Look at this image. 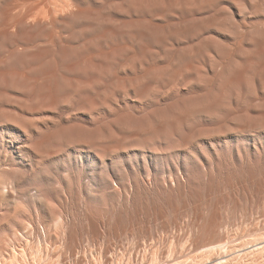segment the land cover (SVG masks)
<instances>
[{
  "label": "rangeland",
  "instance_id": "374dc122",
  "mask_svg": "<svg viewBox=\"0 0 264 264\" xmlns=\"http://www.w3.org/2000/svg\"><path fill=\"white\" fill-rule=\"evenodd\" d=\"M262 240L264 0H0V264Z\"/></svg>",
  "mask_w": 264,
  "mask_h": 264
},
{
  "label": "bare ground",
  "instance_id": "6f19581e",
  "mask_svg": "<svg viewBox=\"0 0 264 264\" xmlns=\"http://www.w3.org/2000/svg\"><path fill=\"white\" fill-rule=\"evenodd\" d=\"M263 239V238H262ZM260 242V241H259ZM260 243H264V240H262V242H260ZM258 245V244H257ZM260 246H261V244H260ZM262 247H264V246H261L260 248H262ZM256 248V247H255ZM259 248V247H258ZM257 248V249H258ZM250 249V248H249ZM250 252V251H249Z\"/></svg>",
  "mask_w": 264,
  "mask_h": 264
}]
</instances>
